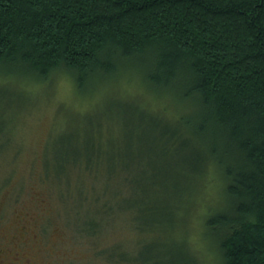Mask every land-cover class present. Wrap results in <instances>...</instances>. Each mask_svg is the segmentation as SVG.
<instances>
[{"label":"trees","instance_id":"trees-1","mask_svg":"<svg viewBox=\"0 0 264 264\" xmlns=\"http://www.w3.org/2000/svg\"><path fill=\"white\" fill-rule=\"evenodd\" d=\"M131 67L154 90L195 107L193 116H180L175 126L164 120L142 122L150 130L144 131L150 147L179 158L172 157L179 167L165 172L163 188L172 189L167 185L172 180L173 185L180 179L202 182L212 169L219 173L227 207L207 225L220 264H264V0H0V75L48 81L64 70L83 90L97 77ZM126 107L127 114L120 113L115 122L124 137L133 134L130 113H141ZM72 141L60 134V164H84L82 175L96 176L95 162L105 153L93 141L83 147L91 151L80 153L78 141ZM129 158L137 164V158ZM128 166L123 171L130 188ZM116 175L117 169H111L110 176ZM158 175L152 173L155 184ZM119 192L109 197L125 194ZM190 193L189 188L182 198ZM122 207L133 211V227L140 232L160 225L147 219L150 209L144 201L129 199ZM167 209L164 221L174 223L173 208ZM101 212L103 224L121 213L110 202L101 204ZM99 226L92 222L90 233ZM109 254L122 263L131 261L128 254ZM177 256L178 264H197L189 252ZM136 258L146 264L164 256Z\"/></svg>","mask_w":264,"mask_h":264},{"label":"rangeland","instance_id":"rangeland-1","mask_svg":"<svg viewBox=\"0 0 264 264\" xmlns=\"http://www.w3.org/2000/svg\"><path fill=\"white\" fill-rule=\"evenodd\" d=\"M137 71L131 67L113 77H97L83 90L64 70L48 81L0 75V247L24 251L32 264H144L136 257L151 254L164 259L146 264H178L182 251L197 264H220L207 221L227 207L225 181L212 169L203 183L178 178L177 185L172 180L167 184L172 189L165 190V172H174L179 158L150 147L144 134L150 130L142 128V122L155 120L176 123L184 114L193 116L195 107L154 90ZM126 106L141 113H130L133 134L124 137L115 122L120 113L127 114ZM63 133L72 137L70 144L78 141L80 153L91 151L83 147L92 141L105 153L95 162L97 177L82 175L84 164H60L58 138ZM131 155L139 166L131 164ZM125 165L133 172L130 188L124 182ZM189 188L190 197L182 198ZM119 191L125 194L109 197ZM129 199L147 203V219L160 224L156 230L133 227V211L120 208ZM108 202L122 214L115 212L103 224L101 204ZM167 206L173 208L174 223L164 221ZM94 221L102 226L91 234ZM110 252L128 254L131 261L114 260ZM15 256L22 263L21 255Z\"/></svg>","mask_w":264,"mask_h":264},{"label":"flooded vegetation","instance_id":"flooded-vegetation-1","mask_svg":"<svg viewBox=\"0 0 264 264\" xmlns=\"http://www.w3.org/2000/svg\"><path fill=\"white\" fill-rule=\"evenodd\" d=\"M9 247H0V264H17L16 260L20 256L15 255H21V260L18 261V264H32L31 259L28 255L25 254L24 251H16L12 252V250H8Z\"/></svg>","mask_w":264,"mask_h":264}]
</instances>
